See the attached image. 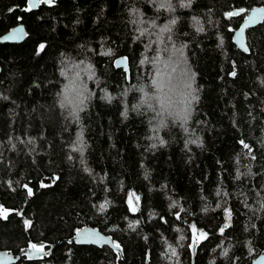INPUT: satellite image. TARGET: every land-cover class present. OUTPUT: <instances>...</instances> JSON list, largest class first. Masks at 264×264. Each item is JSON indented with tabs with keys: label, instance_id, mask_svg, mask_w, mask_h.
<instances>
[{
	"label": "trees",
	"instance_id": "trees-1",
	"mask_svg": "<svg viewBox=\"0 0 264 264\" xmlns=\"http://www.w3.org/2000/svg\"><path fill=\"white\" fill-rule=\"evenodd\" d=\"M257 4L56 0L24 11L26 0H0V35L27 30L0 43V250L20 254L13 264H249L264 252V22L248 30V54L231 40ZM120 55L128 79L112 63ZM173 65L187 77L161 110L152 82ZM69 84L86 97L78 118L60 107ZM85 226L120 252L75 243Z\"/></svg>",
	"mask_w": 264,
	"mask_h": 264
},
{
	"label": "water",
	"instance_id": "water-1",
	"mask_svg": "<svg viewBox=\"0 0 264 264\" xmlns=\"http://www.w3.org/2000/svg\"><path fill=\"white\" fill-rule=\"evenodd\" d=\"M33 2L37 3V6L34 7L31 11L36 10L40 6V4H42L38 2V0H33ZM26 3H27V6H29L28 0H26ZM261 10H264L263 4H257L249 8L244 18L238 25V27L232 33L231 40L235 48L245 54H248L250 51L249 39L247 35L248 30L264 22V12H262ZM232 12H237V10H233ZM253 20L255 22H252ZM246 24L248 25L247 27H245ZM21 25L23 26L24 31L27 33L25 24L22 22H18L0 35V43L2 44L21 43L26 38L27 35L22 36L21 38L16 39V40L5 39V37H9L12 34V31L14 29H16L17 27ZM241 28L244 29L242 33L240 32ZM242 43L245 45V47L248 48V51H244V49L240 46ZM112 63L115 68L117 69L121 68L126 73L127 79L129 78V61L125 55H120V56L115 57ZM0 70H1V66H0ZM72 240L75 243L83 244V245H94L98 247L108 246L111 249L120 252L119 246L117 247V245L113 242V239L111 238V236L101 232L99 229L95 227L85 226V227L80 228L74 234ZM39 253L42 254L41 252ZM39 253L37 251L31 250L29 252V255L38 256ZM19 258H20V254L14 255L11 252L0 250V264H13L17 262ZM262 258H264V252L259 253L258 255L253 257L251 261L249 262V264H264V259Z\"/></svg>",
	"mask_w": 264,
	"mask_h": 264
},
{
	"label": "snow or ice",
	"instance_id": "snow-or-ice-1",
	"mask_svg": "<svg viewBox=\"0 0 264 264\" xmlns=\"http://www.w3.org/2000/svg\"><path fill=\"white\" fill-rule=\"evenodd\" d=\"M38 2L52 4V3L55 2V0H38ZM28 5L29 6H27V7L24 8V11H31L34 7L37 6V3L33 2V0H28ZM160 6L161 7H164V4H161ZM169 7H170V5H169ZM244 11H245L244 9H240L239 12H230V13H228V15L229 16L240 15ZM261 11L264 12V10H261ZM252 22H255V21L253 20ZM171 23L174 24L175 23V20L171 21ZM247 26L248 25L246 24L245 27H247ZM198 30L199 31H203L202 28H200ZM162 31H170V29L166 27L165 29H162ZM243 31H244V29L241 28L240 29V32L242 33ZM26 35H27V33L24 31V28L21 25V26L17 27L16 29H14L12 31V34L9 37H5V39L16 40V39H19L22 36H26ZM240 46L244 49V51H248V48L245 47V45L243 43ZM39 48H40V50H43L45 48V45L42 43V44L39 45ZM177 51H180L181 54H182V50H177ZM165 67H167V65ZM174 70L175 69H173V71ZM85 71H88L90 73L89 74V79H91L92 78L91 66L89 65L88 68L85 69ZM61 74L62 75H65L64 72H62ZM158 75H159V72H158ZM230 75L235 76L236 73L235 72H232ZM194 80H195V73H191V75L188 77V82H187V85L186 86L189 87V88H192V85H193ZM169 82H170V79H169L168 83ZM152 83L157 88V90L159 92V95L157 96V98H158L159 103L161 105V110H166L168 108V105L166 103V98L163 95V89L165 87V81L163 79H154ZM194 92H195V89H193V94L191 95V101H195V100H198L199 99V97L196 96L194 94ZM78 95L80 96V106L78 108H73L72 109V112L70 113V115H72L73 117H77V118H78V112L79 111H82L83 108L86 106V104H85L86 97L84 96V92L81 91V92L78 93ZM145 96L147 97V93H145ZM109 99H111V97H109ZM69 104H71V99H70V96H69V87L66 86L65 87V93H64V99L62 100L60 107L63 108L66 105H69ZM149 106L151 107V105H149ZM184 116H186V114ZM184 116L182 118H184ZM191 142L192 143H196V141H191ZM161 143H162V141H161ZM241 143H243V142H241ZM153 147H155V145H153ZM243 147L244 148H248L249 146L247 144H243ZM78 150L81 151V153L83 152V148L82 147L80 149H78ZM41 186L43 187V186H46V185H41ZM25 187L27 188V185H25ZM28 195L29 196L32 195V190L30 188L28 189ZM172 206H174V205H172ZM104 207H106V205H103L102 204L101 205V209L103 210ZM226 212L228 214V218L230 219L231 218V212H230V210H226ZM177 218H179V216H177ZM25 223L26 224H30V221H25ZM132 226L133 225H130V227H132ZM194 227L195 226L193 225V228ZM227 227H229V224L225 223L224 227H222L220 229V231L223 232L224 229L227 228ZM200 235H201V237L206 236V234L203 233V232H201ZM32 247L35 248L36 245H32ZM117 247H118V245H117ZM262 259H264V258H262Z\"/></svg>",
	"mask_w": 264,
	"mask_h": 264
},
{
	"label": "clouds",
	"instance_id": "clouds-1",
	"mask_svg": "<svg viewBox=\"0 0 264 264\" xmlns=\"http://www.w3.org/2000/svg\"><path fill=\"white\" fill-rule=\"evenodd\" d=\"M66 86L69 87V96H70V99H71L72 109L73 108H78L80 106V96L78 94L75 97L71 96L70 93L72 91V85L69 84V85H66ZM163 95L166 98L167 105L170 106V105H173V102L176 100L178 94L175 92L174 88L169 86L167 88L164 87ZM61 102H62V100L60 101V105H61ZM191 114H192V107H191V101H190L189 102V106L187 108V114L183 118L185 123H188V121L191 118ZM161 141H162V143H161L162 145L166 143V141H164V140H161Z\"/></svg>",
	"mask_w": 264,
	"mask_h": 264
},
{
	"label": "rangeland",
	"instance_id": "rangeland-1",
	"mask_svg": "<svg viewBox=\"0 0 264 264\" xmlns=\"http://www.w3.org/2000/svg\"><path fill=\"white\" fill-rule=\"evenodd\" d=\"M157 64L158 63L154 64V66H156ZM173 69H175V70L173 71ZM185 70L186 69H184L182 66L179 67L178 65H176V66L173 65L171 67V71L169 72V74L165 78V82L168 83V81L170 79L169 86L173 88L175 86V82L173 80L175 77H177L178 75H182L183 78L187 77L186 74H185ZM152 85H153V83H152ZM169 86H167V87H169ZM127 201H128V206H129V208H130V210L132 212H135V211H137L139 209L140 201H139V196L138 195H136L133 192H130L128 194ZM226 219H227V223H228L229 222V218H228V214L227 213H226Z\"/></svg>",
	"mask_w": 264,
	"mask_h": 264
}]
</instances>
